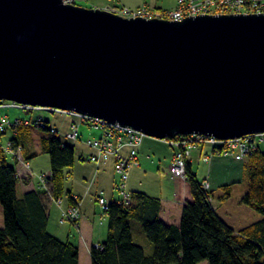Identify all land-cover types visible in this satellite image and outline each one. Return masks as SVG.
Wrapping results in <instances>:
<instances>
[{"label":"water","instance_id":"water-1","mask_svg":"<svg viewBox=\"0 0 264 264\" xmlns=\"http://www.w3.org/2000/svg\"><path fill=\"white\" fill-rule=\"evenodd\" d=\"M75 110L157 139L264 132V14L127 18L0 0V101Z\"/></svg>","mask_w":264,"mask_h":264},{"label":"trees","instance_id":"trees-1","mask_svg":"<svg viewBox=\"0 0 264 264\" xmlns=\"http://www.w3.org/2000/svg\"><path fill=\"white\" fill-rule=\"evenodd\" d=\"M42 120L43 126L22 125L12 130L29 131L36 127L52 133L41 140L43 151L51 159L52 198L57 200L67 194L73 202L72 192L66 190L65 182L77 163L76 149L52 132L49 121ZM10 143L14 149L21 148L17 138ZM244 168L248 190L240 202L260 213L261 220L235 230L214 208L213 192L204 188L187 159L186 180L193 201L184 207L180 226L168 225L160 219L159 198L140 191L129 192V204L115 200L105 211L107 237L100 245L92 246V264H200L204 261L208 264H264V149L261 146L247 157ZM18 183L16 166L9 163L7 153L0 148V206L4 217V226L0 228V264H79L78 244L63 241L48 231L49 197L46 193L35 189L19 197ZM222 191L221 200L228 199L229 187H222ZM133 220L141 223L154 244L151 256L134 243Z\"/></svg>","mask_w":264,"mask_h":264},{"label":"built area","instance_id":"built-area-1","mask_svg":"<svg viewBox=\"0 0 264 264\" xmlns=\"http://www.w3.org/2000/svg\"><path fill=\"white\" fill-rule=\"evenodd\" d=\"M67 3L75 4L82 0H65ZM114 13L127 18H145V19H163L170 21H181L186 17H196L200 15H222V14H264V0H177V6L173 10L152 9L148 5H141L137 8H129L125 5L113 6L108 9ZM0 109H20L26 112L46 111L52 114L69 116L80 121L72 122L70 131L65 136L67 140L78 141L81 139V124H88L96 130H101L99 138L88 140L87 144L94 150V154L88 157L90 162L99 165L109 158L115 159V173L118 177L115 183V190L120 194L122 203L129 204L131 195L127 190V181L133 168L138 167L139 149L146 135L138 129L131 126H124L118 122L112 123L102 118L92 117L75 110L61 109L56 107L21 104L15 101H0ZM43 126L45 122L42 118H11L3 114L0 117V135L9 128L17 129L19 126ZM53 133L58 131L52 128ZM172 148L175 149L173 163L170 167L172 177L186 178V162L193 150L199 146L208 145L212 148L213 153L233 156L235 159L245 161L248 156L252 155L262 144H264V132L244 135L242 137L219 139L212 135L188 134L179 135L175 138L164 139ZM7 154H11L18 163L29 169V163L26 162L19 154L18 149H14L11 143L2 145ZM51 172L40 175V186L49 199L54 200L51 194ZM205 189L209 190L210 185L203 183ZM73 203L62 211L60 222L65 224L69 222L74 228L81 232L79 219L81 216V200L73 197ZM62 207L64 199L55 200ZM96 201L101 209L106 211L109 207L103 192L101 191ZM98 246V245H97Z\"/></svg>","mask_w":264,"mask_h":264},{"label":"crops","instance_id":"crops-1","mask_svg":"<svg viewBox=\"0 0 264 264\" xmlns=\"http://www.w3.org/2000/svg\"><path fill=\"white\" fill-rule=\"evenodd\" d=\"M93 3V7L103 8V9H110L113 6L119 5H126L125 2L122 0H91ZM144 5V4H143ZM141 4L136 5V7H140ZM132 8V9H134ZM7 114L5 109H0V115ZM12 137L8 138V130L0 136V143L2 145H7L10 141L14 138H17L18 144L20 145L19 154L23 157V159L29 163V167L31 166V162L29 159L32 158L34 153L24 154V146L19 140V136L22 133H26L24 129L21 131L13 130ZM3 137H7V142L3 143ZM162 143L166 144L162 141ZM168 144V143H167ZM169 145V144H168ZM156 142L154 140L145 141L139 149V163L140 165L137 167L138 169L137 174L143 171H146V167L151 165V162H145V158H150V154L144 155L143 153L147 151V153H152L154 156L159 158V163L156 165V176L158 177V185L153 186L152 192L146 193L150 196L159 198L162 203V208L160 212V219L168 225H176L180 226L182 213L184 207L193 201V197L190 190V185L186 178L181 177H172L170 173V167L173 163L175 149L171 147L169 151L167 150L162 155H156V151L159 153V148L156 147ZM94 154V150L90 153H82L80 159L83 161L88 160L90 155ZM143 158V159H142ZM109 159H114L111 157ZM108 159V160H109ZM107 160V161H108ZM107 161L101 162L97 167L98 170L103 163ZM193 171L197 174L199 180L201 182H207L210 185L209 190L213 192V199L212 204L214 208L217 210L219 215L228 222L235 230H240L249 224L254 222H247L244 217V208L240 207L239 211H235L232 208L225 207L227 202L230 200L234 189L239 186L240 184H245L246 181L244 177V164L245 161H240L235 159L233 156L224 155V154H217L213 153L212 148L208 145L199 146L191 153L190 157L188 158ZM115 164V159H114ZM22 168L17 169L18 176H19V183H18V195L22 197L24 193L35 190V186L32 182V173L30 169H26L22 166V163H19L18 166ZM154 167V166H153ZM23 168L25 170H23ZM136 168V167H135ZM133 168V170L135 169ZM115 170V168H114ZM131 171V174L133 172ZM130 174V175H131ZM131 177V176H130ZM117 181V180H116ZM114 182V184L116 183ZM227 186L230 190V197L228 199L221 200V197L224 194V191L221 190V187ZM136 190V189H135ZM129 192L131 193L132 191ZM248 190V183H246L245 187L241 194L246 193ZM103 192L104 198L106 199L107 203L110 204L112 201L119 200L120 197H114L113 192L107 190H101ZM138 191V190H136ZM99 194V193H98ZM97 194V195H98ZM87 195V194H86ZM107 195V196H106ZM73 197H78L81 200L80 212L82 211V207L84 204V197L80 194L72 192ZM54 200H49L48 208H49V224H48V231L54 235L55 237L63 240L64 237H67L66 240L63 241H71L70 237L73 234V229L68 223L62 225L60 219L62 217V211L67 209L73 202L71 200L66 201L64 199L62 207H60L57 203L53 202ZM226 201V202H225ZM256 217V216H254ZM258 219L256 221L261 220L260 217L253 218ZM60 222V223H59ZM79 223L81 225V232L78 240V246L80 250V257H79V264H92L91 258V248L92 246L100 245L105 241V238H102L104 235V231L101 233L99 232L97 237H95L94 229L95 225L92 224L89 220V217L85 214H82L79 219ZM55 224V225H54ZM1 228V226H0ZM64 231L67 232V236H65ZM107 233V232H106ZM107 237V236H106ZM97 239V240H96ZM101 239V240H100ZM73 242V241H72ZM152 254H150L151 256Z\"/></svg>","mask_w":264,"mask_h":264},{"label":"rangeland","instance_id":"rangeland-1","mask_svg":"<svg viewBox=\"0 0 264 264\" xmlns=\"http://www.w3.org/2000/svg\"><path fill=\"white\" fill-rule=\"evenodd\" d=\"M125 2V6L129 8H134L138 4H145L148 5L152 9L161 8L162 10H173L177 6V0H122ZM78 5L93 8V3L91 0H82L78 2ZM8 116L11 120H15L16 118H44L45 120L50 122L51 128H54L58 131V137L65 140L71 146L75 147L77 153V163L74 168H72L69 172V175L65 182V188L67 191L75 192L80 194L84 197V204L82 207V214H85L89 217V220L92 224L95 225L94 233L95 237H97L98 233L101 231L105 232L102 238L106 239L107 236V229H108V216L104 210L101 209L100 205L96 201L97 194L101 192V190H109L113 192L114 197H120V194L115 190L114 182L118 179L115 170H114V159H109L106 163H103L98 170V166L96 163L90 162L89 160H81L80 156L82 153H90L92 149L87 144L88 140L97 139L100 137L102 131L96 130L93 127H90L88 124H81L80 133L82 134L81 139L78 141L67 140L66 135L70 131V127L72 122L76 121L80 123L79 120L74 119L69 116H64L60 114H52L46 111H35V112H26L20 109H8L6 110ZM1 117V115H0ZM13 130L11 128L8 129L7 137L10 138L13 135ZM52 133L44 131L40 128H31L26 133H22L19 136L20 142L24 146V154L34 153L32 158L29 159L31 162V166L29 167L33 177L32 182L36 188V190L42 191V188L39 184L40 182V175L48 174L51 170V159L50 155L46 154L41 145V140L43 137L50 136ZM1 136V135H0ZM3 137V143L7 142L8 138ZM154 140L156 142V147L159 148V153L156 151V155L165 154V152L171 147L161 139H157L154 137H145V141ZM165 142L166 144L162 143ZM264 149V144L261 145ZM144 155L150 154V158H145V162H151V165L145 166L146 171H143L144 167L142 168V172L137 174V167L133 170L132 174L130 175L127 181V190H138L144 193L152 192L153 186L158 185V177L156 176V165L159 163V158L153 155L152 153L144 152ZM9 163L16 166V168H21L19 163L15 160V158L11 154H7ZM143 159V158H142ZM245 165V164H244ZM154 166V167H153ZM19 170V169H18ZM22 171V168L20 169ZM23 170H25L23 168ZM244 177L246 181H248L245 168H244ZM117 182V181H116ZM245 184H240L234 189L230 200L227 202V208H232L235 211H239L240 207H245L244 209V219L247 222H256L258 219H253L260 217L261 219L263 216L256 212L255 210L251 209L247 205L241 204V198L243 195L241 194L243 187ZM135 190V191H136ZM222 190V187H221ZM87 194V195H86ZM107 196V195H106ZM63 199L69 201L68 195L66 194ZM50 200V199H48ZM53 202L56 203L54 200ZM226 202V201H225ZM49 203V201L47 202ZM80 212V213H81ZM256 216V217H254ZM60 223V222H59ZM70 225L73 229V234L70 237V240L73 242L78 243L80 232L77 231L73 225ZM132 223V234L134 243L142 246L145 250V253L150 256V254L154 253V244L148 239L146 233L143 230V227L140 222L133 220ZM55 225V224H54ZM64 225V224H62ZM0 226L1 228L4 226V217H3V208L0 206ZM65 236H67V232L64 231ZM67 237H64L63 240H66ZM97 240V239H96ZM101 240V239H100ZM200 264H208L207 261L201 262Z\"/></svg>","mask_w":264,"mask_h":264}]
</instances>
